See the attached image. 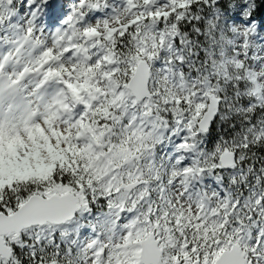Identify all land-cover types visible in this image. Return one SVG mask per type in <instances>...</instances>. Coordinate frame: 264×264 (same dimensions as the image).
Segmentation results:
<instances>
[{"label":"snow or ice","instance_id":"1","mask_svg":"<svg viewBox=\"0 0 264 264\" xmlns=\"http://www.w3.org/2000/svg\"><path fill=\"white\" fill-rule=\"evenodd\" d=\"M0 264H264V0H0Z\"/></svg>","mask_w":264,"mask_h":264}]
</instances>
